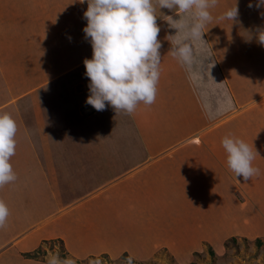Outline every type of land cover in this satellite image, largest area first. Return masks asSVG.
Masks as SVG:
<instances>
[{"label":"crops","instance_id":"1","mask_svg":"<svg viewBox=\"0 0 264 264\" xmlns=\"http://www.w3.org/2000/svg\"><path fill=\"white\" fill-rule=\"evenodd\" d=\"M258 2L218 0L203 29L207 43L193 44L190 67L169 52L166 37L176 30L165 15L178 17L157 5L162 62L156 100L139 104L131 114H117L109 105L97 111L86 103L90 81L83 61L92 57L83 32L87 0H0V93L12 97L10 102L0 98V112L11 114L18 127L10 160L17 179L0 187V200L9 208L6 225L0 228L2 264H45L23 253L55 239H63L67 251L83 241L93 243L95 232V237L115 243L101 235L96 224L102 220L103 226L110 212L131 215L144 227L141 238L128 235L137 240L125 246L176 237L179 219L170 215L183 211V187L185 197L195 198V206L202 208L205 201L211 206L219 187L238 179L227 166L221 144L226 135L252 148L253 165L261 174L264 45L256 40V31L264 29V6L257 7ZM236 5L235 21L220 18ZM11 37L18 45L21 70L11 61ZM75 39L78 44L71 46ZM39 76L44 79L37 83ZM21 79L33 82L21 86ZM45 82L56 83L54 92L65 83L66 94L59 91L51 103H39L37 112L34 107L29 113L19 104L21 97ZM78 85L83 87L76 93ZM9 106L15 114L5 109ZM261 178L257 185L264 187ZM100 208L101 217L95 216ZM95 237L99 248L103 242Z\"/></svg>","mask_w":264,"mask_h":264},{"label":"clouds","instance_id":"2","mask_svg":"<svg viewBox=\"0 0 264 264\" xmlns=\"http://www.w3.org/2000/svg\"><path fill=\"white\" fill-rule=\"evenodd\" d=\"M217 4L218 0H87L83 17L87 24L83 32L91 43L92 57L83 61L90 81L86 103L97 111H104L109 105L117 114H131L141 103L152 105L162 62L156 6L169 9L178 17L165 15L170 28L176 30L174 35L166 37L171 43L169 52L182 65L190 67L194 59L193 44L207 43L203 29L213 18L210 9ZM256 6H264V0H259ZM238 15L236 5L220 18L235 21ZM256 34L258 43L264 45V29H258ZM17 132L11 114H0V187L17 179L10 163L16 152ZM221 144L227 154V166L237 177L247 182L259 174V169L253 167L252 148L243 139L226 135ZM8 216L9 208L0 200V228L5 227ZM48 264L74 262L53 257Z\"/></svg>","mask_w":264,"mask_h":264},{"label":"rangeland","instance_id":"3","mask_svg":"<svg viewBox=\"0 0 264 264\" xmlns=\"http://www.w3.org/2000/svg\"><path fill=\"white\" fill-rule=\"evenodd\" d=\"M70 31L71 36L75 35L74 31ZM11 42H13L11 43L13 49L10 53L11 61L15 62L13 63L15 65L18 63L16 66L21 70L20 64L22 63L18 58V45H15L16 41L14 42L12 37ZM77 44L76 39L71 41V46ZM30 68L29 62L27 69ZM43 79L44 77L39 76L34 81L39 83ZM21 80V86H30L33 82L32 79L27 82L25 79ZM55 84L45 82L40 90L21 97L23 99L19 104L27 108L29 113H33L34 107L37 112L39 103H51L50 101L55 99L59 91L63 90L66 94L65 83L58 85V91L54 92L51 87ZM82 87L83 85L75 86L74 91L77 93ZM68 90L72 91L71 88ZM0 98L7 102L12 100V97L6 93H0ZM5 109L15 114L12 106ZM2 113L0 112V114ZM254 128L256 129V127ZM258 144L259 150L263 151V141ZM253 167L255 166L253 165ZM261 169H263L261 174L254 175L249 180L250 182H244L242 177L241 179L238 177L236 181L231 180L228 185H222V187L217 185L218 192L213 196L211 206L206 205L205 201L202 208L196 207L195 198L189 197V200L185 197L186 189L183 187V211L181 213L175 211L176 216L174 213L170 215L171 219L174 216L179 221L183 217L182 225L176 220L179 225L178 229H174L176 237L161 236L151 238V242L149 240V242H144L145 245L141 242V244L139 243L141 246H125L129 245L133 239L137 240L134 236L129 237L128 235L133 234L139 237L141 233L139 230L144 231V227H141V224H138L139 221L131 215L124 216L110 212L111 214L107 213L108 221L104 222L103 226L102 220L96 224L99 226L100 234H106L109 240L114 238L115 243H107L99 235L95 237L97 235L95 232L94 237L97 240L101 238L103 242H100L99 248H97L98 243L92 240L93 236L91 244H95V247L88 241H83L77 249L72 248L69 251L64 248L61 242L63 239L60 241L55 239L44 242L33 251L24 252L23 257L45 264H48L49 259L53 257L60 261L70 259L74 264H264V187L259 184L258 186L259 181L256 180L259 177L264 179V168ZM107 174H103V177L108 176ZM185 198L188 205L185 203ZM98 206H102V203ZM101 210L102 208L97 210L95 216L101 217ZM156 224L154 223V225ZM173 224L175 225L171 221L172 229L174 228ZM154 225L151 228L152 231H155ZM151 230L149 231L151 232ZM96 250L101 252L94 253ZM0 264L2 263L0 262Z\"/></svg>","mask_w":264,"mask_h":264}]
</instances>
